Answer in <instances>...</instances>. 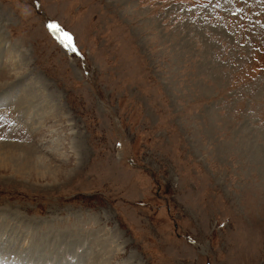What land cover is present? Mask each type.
Wrapping results in <instances>:
<instances>
[{
  "label": "rangeland",
  "instance_id": "obj_1",
  "mask_svg": "<svg viewBox=\"0 0 264 264\" xmlns=\"http://www.w3.org/2000/svg\"><path fill=\"white\" fill-rule=\"evenodd\" d=\"M259 2L0 0V94L35 127L4 131L2 106L0 227L35 250L57 238L69 264H264ZM81 208L90 223L59 230L29 217Z\"/></svg>",
  "mask_w": 264,
  "mask_h": 264
},
{
  "label": "snow or ice",
  "instance_id": "obj_2",
  "mask_svg": "<svg viewBox=\"0 0 264 264\" xmlns=\"http://www.w3.org/2000/svg\"><path fill=\"white\" fill-rule=\"evenodd\" d=\"M47 27H48L49 30H50L51 32H53V33H59V32H61V29L59 28L58 25H55V24H49ZM62 42L65 44V46H66L69 50L75 52V48L72 47V45H71V41H70V38L68 37L67 33H64L63 41H62Z\"/></svg>",
  "mask_w": 264,
  "mask_h": 264
},
{
  "label": "bare ground",
  "instance_id": "obj_3",
  "mask_svg": "<svg viewBox=\"0 0 264 264\" xmlns=\"http://www.w3.org/2000/svg\"><path fill=\"white\" fill-rule=\"evenodd\" d=\"M34 96H35V95H34ZM37 97H38V96H37ZM33 98H34V97H32V99H33ZM41 98L43 99L44 96L41 95ZM34 100H35V98H34ZM11 101H12V100H11ZM24 101H25V100H24ZM31 101H32V100H31ZM38 101H39V100H38ZM47 101H48V100H47V97H46V100H45L44 102H42V103H43L42 106H46V105H48V102H47ZM20 102H23V101H20V100H19L18 104H19ZM13 104H17V100H15ZM15 106H16V105H15ZM42 106H41V107H42ZM39 107H40V106H39ZM34 160H35V159H34Z\"/></svg>",
  "mask_w": 264,
  "mask_h": 264
}]
</instances>
